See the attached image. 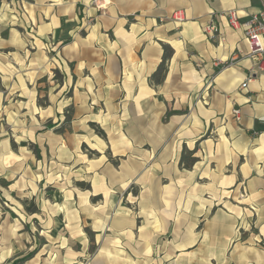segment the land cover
I'll use <instances>...</instances> for the list:
<instances>
[{
    "label": "rangeland",
    "instance_id": "1",
    "mask_svg": "<svg viewBox=\"0 0 264 264\" xmlns=\"http://www.w3.org/2000/svg\"><path fill=\"white\" fill-rule=\"evenodd\" d=\"M0 7L8 13V0ZM9 20L0 15V141L10 144L0 264L29 254L23 264H264V200L210 187L169 102L142 117L78 92L83 72L63 47L72 32Z\"/></svg>",
    "mask_w": 264,
    "mask_h": 264
},
{
    "label": "crops",
    "instance_id": "2",
    "mask_svg": "<svg viewBox=\"0 0 264 264\" xmlns=\"http://www.w3.org/2000/svg\"><path fill=\"white\" fill-rule=\"evenodd\" d=\"M94 1L8 0V13L0 7V15L18 17L26 30L71 31L63 47L72 48L68 61L83 72L78 92L110 96L142 117L149 106L169 102L182 144L196 151L210 187L244 186L248 200H264V72L247 56L244 29L222 17L233 10L244 22L260 0H104L103 7ZM178 10L185 14L181 24L171 18ZM208 24L215 39L203 32ZM164 65L166 77L155 84ZM9 150V141H0L2 154Z\"/></svg>",
    "mask_w": 264,
    "mask_h": 264
},
{
    "label": "built area",
    "instance_id": "3",
    "mask_svg": "<svg viewBox=\"0 0 264 264\" xmlns=\"http://www.w3.org/2000/svg\"><path fill=\"white\" fill-rule=\"evenodd\" d=\"M101 2V3H100ZM261 7L255 14L251 15L244 22H241L240 16L235 11H228L222 15L229 25L234 29L242 27L245 32L247 43V56L256 65L259 71L264 72V0H260ZM95 5L103 7L104 0H96ZM172 20L176 23H183L185 21L184 11L178 10L173 12ZM204 34L208 39H215L217 30L213 24H208L204 28ZM251 78H248L243 84L242 88H247ZM236 120H240V111L234 110L233 112Z\"/></svg>",
    "mask_w": 264,
    "mask_h": 264
},
{
    "label": "trees",
    "instance_id": "4",
    "mask_svg": "<svg viewBox=\"0 0 264 264\" xmlns=\"http://www.w3.org/2000/svg\"><path fill=\"white\" fill-rule=\"evenodd\" d=\"M31 257H32V254H29L28 256H25L24 258L13 261L12 264H23V263L27 262Z\"/></svg>",
    "mask_w": 264,
    "mask_h": 264
}]
</instances>
